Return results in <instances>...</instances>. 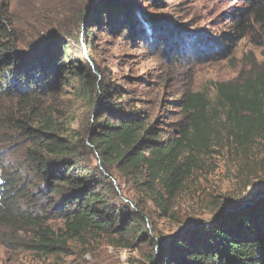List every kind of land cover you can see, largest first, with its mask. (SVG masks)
Segmentation results:
<instances>
[{"label": "trees", "instance_id": "1", "mask_svg": "<svg viewBox=\"0 0 264 264\" xmlns=\"http://www.w3.org/2000/svg\"><path fill=\"white\" fill-rule=\"evenodd\" d=\"M76 1L65 0L60 12L56 4L42 5L39 19L24 26L12 18V1L0 0V241L29 246L24 235L32 234L36 247L54 253L67 240L95 234L124 248L144 244L145 264H264V199L226 203L209 221L184 223L159 236L149 233L145 202L120 187L146 193L166 213L195 145L212 141L217 125L238 147L264 141V61L249 58L248 68L215 82L212 93H183L176 102L182 121L165 131L150 113L123 99L121 89L109 86L98 66L92 71L91 35L104 23L135 47L158 38V50L170 60L198 57L199 50L192 43L183 52L175 40L159 35L166 25L142 10L141 2L155 6L161 0ZM233 1L240 3L226 13L232 33L202 38L207 59L229 54L228 42L247 36L264 45V0ZM68 15L72 21L65 22ZM79 24L82 61L76 65L66 39ZM71 80L95 108L84 131L72 127L60 98ZM54 220L62 222L60 233L50 224Z\"/></svg>", "mask_w": 264, "mask_h": 264}, {"label": "rangeland", "instance_id": "2", "mask_svg": "<svg viewBox=\"0 0 264 264\" xmlns=\"http://www.w3.org/2000/svg\"><path fill=\"white\" fill-rule=\"evenodd\" d=\"M11 1L12 18L16 22L21 20L24 26L39 19L42 5L52 3L55 7L56 4L58 7L55 9L60 12L68 2ZM141 3L142 10L161 19L166 25L164 34L151 33V36L163 35L171 43L175 40L182 51L192 50L193 43L200 56L192 57L189 54L170 60L158 50L156 44L160 39L152 38L150 45L143 47L136 44L135 47L132 42H124L122 36L117 39L110 27L103 23L100 30L94 31V36L91 35L94 42L93 48L89 49L93 59L91 69L96 71L98 66L109 86L115 85L121 89L123 99L128 98L133 108L150 113L152 121L165 131L182 121L183 115L176 102L183 93L201 90L212 93L215 82L233 79L244 67L248 68L246 62L249 58L264 61V45L255 43L251 36L244 37L235 44L228 42L233 47L229 54L225 51L223 55L207 59L201 52L208 48L202 38L215 39L232 33L231 21L226 13L238 6L239 1L161 0L155 6L146 4L145 1ZM72 7L74 6L71 4L69 8ZM64 21H72L71 16H66ZM82 30L79 24L78 29L66 39L69 42L68 52L76 65H80L78 59L82 61L78 46ZM197 36L201 40H196ZM84 47L86 48V44L83 43V55ZM81 65L85 67V64ZM60 98L69 111V117L74 120L72 127L84 131L90 125L89 122H92L95 108L81 95L77 80H71L70 85L63 86ZM216 128V137L206 146L195 145L183 186L171 200L166 213L146 193L121 183L124 194L128 193L140 203L145 202L151 217L149 233L168 236L184 223L211 220L226 203L253 199L264 193V141L256 142L253 147H238L231 142L224 127L217 125ZM50 224L60 233L61 220L51 221ZM24 237L29 246L5 245L0 241V264L147 263L144 255L149 249L144 244L124 248L111 244L110 238L104 235L91 234L67 240L62 251L54 253H45L36 247L34 244L38 241H34L36 238L32 234Z\"/></svg>", "mask_w": 264, "mask_h": 264}, {"label": "water", "instance_id": "3", "mask_svg": "<svg viewBox=\"0 0 264 264\" xmlns=\"http://www.w3.org/2000/svg\"><path fill=\"white\" fill-rule=\"evenodd\" d=\"M262 199H264V193H261V194H259L256 198H253V201H254V202H258V201H260V200H262ZM226 209H227V206L223 207L222 210H221L222 213L225 212Z\"/></svg>", "mask_w": 264, "mask_h": 264}]
</instances>
